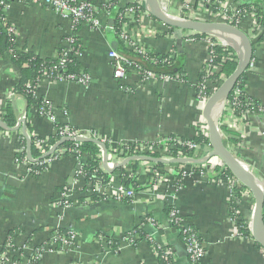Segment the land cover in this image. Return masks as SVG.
Listing matches in <instances>:
<instances>
[{"label":"crops","instance_id":"crops-1","mask_svg":"<svg viewBox=\"0 0 264 264\" xmlns=\"http://www.w3.org/2000/svg\"><path fill=\"white\" fill-rule=\"evenodd\" d=\"M5 15L15 28L18 49L30 50L41 58H51L58 49L68 46L66 39L71 35L70 20L46 8L11 1ZM246 25L243 27L246 28ZM76 35L81 46L77 57L78 69L88 74V84L50 82L41 78L36 85V94L57 108L58 124H67L84 136L93 132L97 138L109 141V163L124 157L118 151L120 145L134 142L156 145L159 140L171 136L190 140L195 137L198 125L206 130L201 118L202 103L197 100L195 91L200 68L207 57L206 44L197 42L193 43V47H181L180 52L185 58L184 82L151 81L137 87L129 77L125 83L130 88L128 91L114 79L107 57L109 50L119 46L114 35L102 34L87 27H79ZM157 35L146 40V49L166 53L175 46H171L165 36ZM253 57L256 64L248 72L245 95L264 107V43L254 44ZM20 78L14 61L8 54L2 53L0 120L8 104L13 108L15 125L19 119L25 118L31 129V132L27 129L26 132L34 139L35 149L40 154L38 158L31 156L39 159L56 142L47 147L36 143L37 140L49 141L55 134V128L46 117L38 114L36 108L28 107L25 98L15 91ZM235 130L242 142L234 148V155L264 183V113L250 114ZM21 137L20 130L10 132L0 129V248L12 256L13 264H27L30 249L46 243L56 229L76 232L80 238L77 249L46 252L38 264H159L156 254L143 240L136 246L122 241L117 252L107 250L97 241L98 236L120 239L148 215L164 232L161 238L173 250V264H191L182 241L174 229L167 227L164 204H172L166 199L172 194L176 198L173 205L184 223L192 226L201 240L204 256L200 264H264V251L252 238L238 235L236 224L229 215V187L214 183L211 175H196L175 192L172 170L167 168L157 188H143L135 193L131 202L122 203L113 198V189L120 183V177L112 172L109 173V184L101 188L103 194L93 199L92 195L81 191L86 187L83 180L68 183L77 168L73 154L54 158V152L31 163L26 158V142L25 150L22 149ZM45 147L46 150H43ZM208 151L209 147H202L200 157ZM22 152L24 160H19ZM120 154L123 156L119 157ZM47 160L50 161L41 171L32 172V165ZM100 161L102 166V158ZM148 163L139 161L137 183L142 187L147 186L150 178ZM190 166L198 165L181 164V168ZM124 169L129 174L130 165ZM64 187H69L72 192V204L68 208L57 205ZM251 208L250 200H243L240 214L248 218ZM143 225L148 233L153 231L150 224ZM156 238L160 237L157 235Z\"/></svg>","mask_w":264,"mask_h":264},{"label":"built area","instance_id":"built-area-1","mask_svg":"<svg viewBox=\"0 0 264 264\" xmlns=\"http://www.w3.org/2000/svg\"><path fill=\"white\" fill-rule=\"evenodd\" d=\"M11 1H19V2H27L33 5H38L43 8H46L49 11L54 12L58 16L63 19L70 20L71 22V35L67 37L66 41L68 46L65 48H61V54L54 56L57 58L55 65L53 66L54 71L63 70L66 64L69 62L68 60V53L73 49L71 48L72 44L76 42L77 35L76 32L79 27H87L92 31L100 32L102 34L108 33H115L117 35L119 43L124 46L128 51L130 50L133 53L137 54H145V52L151 51L155 53L154 57L151 59L153 64L160 62L161 59L163 60H170L175 57L173 52V47L166 53H158L154 52L151 49H146L144 43L149 37H154L155 35L161 34L156 29V22L152 19L145 8V0H0V7L2 8V17L0 18V22L2 27L5 29V32L9 36H13L14 46H16V31L13 25L8 21V18L5 15V11ZM161 6L165 9L166 13L173 17H178L182 19H189V20H196V21H215V22H223L230 24L234 27L242 28L248 37L251 39L252 43H257V38L260 35V31L257 28L256 22L251 15H244L243 17L240 15V11L237 9V5L235 0H159ZM152 21L154 22L152 24ZM246 25V28L243 26ZM170 29V28H168ZM167 35L168 30L167 28L163 32ZM175 35H180V39L184 44L188 43H197L201 42L206 44L207 46V57L204 61L203 65L200 68V75L202 76L201 79L195 85L196 91V98L201 103L205 102V100L209 97L208 94V86L211 80L208 78L214 73V71H218L216 67L213 66L212 61L214 59V47L215 45H222L217 39L206 36V37H198L197 33L190 32L184 33V31L177 30L176 32L172 33ZM201 35V34H199ZM80 50L76 51L74 54L78 57ZM108 60L110 61V66L112 70V74L114 79H116L120 84L124 85L123 87L129 91L130 88L125 86L127 79L131 77V80L137 87H143L146 84L150 83L151 81H170V82H177L181 83L184 82V75L179 74L176 76H163V75H155L150 70H143V68L136 63L133 59H130L127 55L120 53L117 50H109L107 54ZM53 58V57H51ZM256 64V60L253 57L250 65L248 67L247 72H251ZM56 77H52V72H47L46 69L43 71V75L41 78H46L50 82H57V81H73L79 83L81 85H87L90 78L86 72H82L75 77L74 75H67L66 77L59 72ZM40 78V79H41ZM53 78V80H51ZM39 79V80H40ZM38 80V81H39ZM37 81V83H38ZM36 83V85H37ZM36 85L33 87L31 83L28 84L29 90H32V94L35 97H39L36 94ZM33 88V89H32ZM240 96L241 91L239 88H234L230 96L228 97L227 101L225 102L224 109L222 114L219 116L218 125L226 126L232 130H235L236 127L241 125L244 119L250 114L253 113H264V107L261 105H253V103L248 99L245 98V102L247 105H251L252 107L247 110L239 109L240 106ZM44 105L40 107H36V110L39 115L46 117L55 128V134L58 135L57 141L64 137H92V133L88 136H84L80 131L77 129L70 127L67 124H58L56 121V113L57 108L44 99ZM61 111V110H60ZM63 114L65 111H61ZM206 129V125L204 127ZM95 134V133H93ZM96 135V134H95ZM223 135V134H222ZM104 143V140L99 138H95ZM56 141V142H57ZM40 144L43 141H39ZM73 147L69 150V154H73L77 160V166L74 173L75 181H79L82 179V170L79 166V162H81L82 158L85 156H80L77 151V146L79 143L73 142ZM110 144V142H109ZM134 146L133 148V155H147L157 153L159 156L157 158L162 159H173L170 155V150L175 147L177 144L185 145L189 149L192 150L193 155L192 158L199 157V151L201 147L197 144L192 143L190 140H180L177 138L167 137L161 139L157 142V144H146L142 142H134L129 143ZM125 145V144H124ZM50 147V146H48ZM235 147L233 145L230 146L229 150H232ZM55 153H58L57 156L54 158H58L62 156L63 150H56ZM206 154V153H205ZM100 153V158H101ZM124 156L120 158L118 161H121L124 158L130 157ZM181 153H178L176 158H183ZM24 160V158H23ZM52 160V158L50 159ZM50 160H47L48 163ZM147 163V162H146ZM110 167H111V163ZM148 165V164H147ZM224 165L221 161L216 158H210L203 166V170H195L191 166L190 167H182L180 174L182 177L183 185L185 181L191 180L194 176H207L211 175L212 180L214 183L218 185H227L229 187V194H230V201H233V189H236L240 192L241 201L239 204L237 203V207L239 209L235 211V214H240V205L243 200H250L252 208L250 216L241 217L243 219V223L239 222L237 217H232L233 222L236 224V230L238 235L243 238H252L250 232V218L252 215L253 209V199L251 194L247 189H245L233 176H227L222 172L224 169ZM151 168V167H150ZM150 178L148 184L151 187L148 189L157 188L158 184L160 183V177L163 175V171L160 168L154 167L150 170ZM159 179V180H158ZM75 182L73 181V184ZM109 184V183H108ZM263 187H264V183ZM87 193L92 196H99L102 195V185H92L87 184ZM175 187V186H174ZM180 187H175L174 191L177 192ZM113 198L117 202H121L123 199H133L135 192L133 190H126L123 184L119 183L114 189ZM168 192V191H167ZM166 192V194H167ZM165 194V195H166ZM172 206V210L169 214L168 219V228H171L173 225H178L183 228V235L186 236L182 243L185 248L186 255L188 260L191 264H200L201 260L204 256V248L201 242L196 239L195 233L190 230V226L184 223L178 209L173 205L174 200L176 199L175 196L172 194L171 196L166 197ZM230 202V203H231ZM72 204V192L71 189L68 187H64L59 194V198L57 201V205L62 208H68ZM150 224L153 227V231L148 233V236L154 238L151 244V248L153 252L156 254L157 250H160L163 256L171 257L170 263L173 264V252L170 245L164 239L156 238L157 237V230L159 226L157 225L156 221L148 217L146 218L145 222L140 223V225L136 226L138 229L144 230L143 224ZM128 233V235H125ZM119 237L120 239H116L118 241V247L114 251L111 250V242L110 238H106L105 236H98V243L104 245L107 250L117 252L120 248V243L127 242L131 246H136L141 239H139L136 231H128ZM79 235L74 231H65L61 232L59 229L54 230L49 239L43 245H40L36 248L30 249L31 253L27 257V264H38L44 253H52L58 251H73L77 249V245L79 244ZM145 241V240H143ZM137 242V243H135ZM146 242V241H145ZM147 243V242H146ZM8 248L10 245H6ZM0 264H13L12 256L8 254V252H3V248H0Z\"/></svg>","mask_w":264,"mask_h":264},{"label":"trees","instance_id":"trees-1","mask_svg":"<svg viewBox=\"0 0 264 264\" xmlns=\"http://www.w3.org/2000/svg\"><path fill=\"white\" fill-rule=\"evenodd\" d=\"M235 3L237 5L238 11H240V15L243 17L244 15H251L257 25V28L260 31V35L257 38V42H262L264 43V0H235ZM2 17V8L0 7V18ZM168 28V27H167ZM171 29V28H170ZM114 35V37L118 40L117 35L115 33H111V35ZM164 33L158 34V37L164 36ZM198 37H206V35H197ZM73 49V52L68 53V60L69 62L66 64L65 68L63 70L59 71H54L53 66L55 65L57 58H41L37 54H35L32 51L24 50V49H17L14 46V40L13 36L7 35L5 32V29L2 27V24L0 22V55L2 53H6L10 56V58L14 61L16 66L19 69V73L21 75L20 81L15 87V91L23 96L27 102L28 107H40L44 105V98L41 97H35L32 94V90H29L27 87L29 83L33 85V87L36 85L37 81L42 77L44 69L47 70V72H52V77H56L59 72L63 76L67 75H74L77 77L81 71L78 69V58L75 56V52L78 50H81V46L79 45L78 41L74 42L71 46ZM120 53H123L130 57V59H133L136 63H138L143 70H150L153 72L155 75H163V76H176L179 74L184 75L185 79V72H184V54L180 52L176 45L173 47V52L175 54V57H173L170 60H163L161 59L160 62H157L156 64H153L151 59L156 55L155 53L148 51L145 52V54H137L133 53L130 50L128 51L124 46L119 43V46L116 49ZM62 49H58L57 54H61ZM214 59L212 61V64L214 67L218 69V71H214V73L208 78L210 81L209 86H208V94H210L215 88H217L220 83L228 77L235 69L236 63H237V58L235 53L228 47L224 45H215L214 47ZM248 75V72L246 73V76ZM202 76H199V79H201ZM53 80V78H51ZM31 81V82H30ZM245 82L246 80L240 78V80L237 82L235 88H239L241 91V96L239 99V109L241 110H247L250 109L252 106L247 105L245 102V98H248L245 95ZM33 89V88H32ZM253 105H259L256 101L249 99ZM3 122L8 126V127H14L16 121L14 119V111L13 108L10 104L6 106V113L2 117ZM26 124V129L31 132V129L29 127L28 122ZM205 124V123H203ZM71 127V126H70ZM220 130L223 134V144L229 149L231 145H233L235 148L239 147L242 138L237 132V130H232L230 128H227L226 126H220ZM30 139V150L31 154L33 157L38 158L40 156L38 150L35 149V143L34 139L29 135ZM92 137L97 138V135L93 134L91 135ZM172 138H175L174 136H171ZM58 139V135L54 134L53 138L49 139V141H43L42 145L43 146H49L53 145ZM42 141V140H40ZM190 141L194 144L199 145L201 148L202 147H209V142H208V137H207V132L206 130H203L200 128L198 125L196 128V135ZM39 140H37L36 143H38ZM104 144L107 148L108 154L111 155V145L109 144V141L104 140ZM21 145L22 149L25 150V139L21 137ZM73 142H65L63 143L58 150H63L64 155L69 154V150L73 147ZM133 148L134 146L132 144H125V145H120L119 150L121 151L124 156H130L133 154ZM46 150V147L43 149ZM235 149L232 150L234 152ZM77 151L80 154V156H85V158L81 159V162H79V166L82 170V179L87 186V184H92V185H102L106 186L110 182V177L111 175L106 172L101 164H100V153L101 149L94 143L92 142H83L79 143L77 146ZM170 155L174 158L177 157L178 153H181L185 157H192L193 152L191 149H189L185 145L177 144L173 149L170 151ZM120 154L119 157H122L123 155ZM203 154V152L199 153V157ZM58 153H55L53 157L57 156ZM147 156L151 157H158L159 155L157 153L153 154H148ZM19 160H22L24 158V152L18 156ZM46 163L39 162L38 164L32 165L31 170L32 172H39L41 169L45 167ZM130 165V172L129 174L126 172L124 167L116 168L114 173H118L120 177V183L123 184L124 188L126 190H133L135 193L142 190L143 188H148L151 187L149 184H147L146 187H142L137 183L138 179V165L139 161H134L129 164ZM148 165L151 168L157 167L162 169L163 172L166 173V169L170 168L172 170L171 176L173 177V185L175 187H180L183 186V181L182 177L180 174L181 171V164H162V163H148ZM203 165H198V166H192L193 169L195 170H203ZM150 168V170H151ZM222 172L227 175V176H232L230 171L224 167L222 169ZM161 179V177L159 178ZM158 179V180H159ZM169 184V183H168ZM167 184V185H168ZM87 187H83L81 189L82 192H86ZM97 197L93 196V199H96ZM241 201L240 197V192L236 189H233V201L230 204V210H229V215L231 217H237L239 219L240 223H243V219L240 214H235V211L239 209L237 207V203ZM122 203H128L131 202V199H123L121 201ZM172 210V206L170 204H164V213L166 215V218H170L169 214ZM263 213H264V205H263ZM151 217L150 215L145 216L142 220L145 222L146 218ZM171 229H174L177 237L179 238L180 241L184 240L186 236L183 235L182 231L183 228L178 226V225H171ZM61 232H64L62 229H59ZM161 229L157 230V235L161 238L164 235V232L160 231ZM190 230L193 231L192 233H195L196 235V230L190 226ZM131 231H136V234L138 235L139 239L145 240L149 246H151L152 241L154 238L148 236V232L145 230L138 229V227H134L131 229ZM125 235H128L126 233ZM196 239L201 242L200 238L196 235ZM111 242V250H115L118 247V241L114 238L109 239ZM137 243V242H135ZM173 252V250H172ZM156 256L158 258L159 264H171L170 260L171 257L169 256H163L162 252L160 250L156 251Z\"/></svg>","mask_w":264,"mask_h":264},{"label":"water","instance_id":"water-1","mask_svg":"<svg viewBox=\"0 0 264 264\" xmlns=\"http://www.w3.org/2000/svg\"><path fill=\"white\" fill-rule=\"evenodd\" d=\"M145 8L150 17L164 26L180 31H190L201 35L211 36L217 39L222 45L230 48L236 55L237 63L234 71L215 88L205 100L201 118L206 125V132L209 142V151L202 157L192 158H173L162 159L147 155H133L113 163L110 167L108 162V152L105 144L95 138L90 137H64L57 141L45 154L39 159H33L30 153V139L26 132L25 118L18 120L17 124L10 128L0 120V129L4 131H21L26 142V158L34 163L52 155L65 142H92L101 149L102 167L108 173H112L116 168L125 167L134 162H149L162 164H191L203 165L210 158L216 157L230 171L232 176L249 191L253 199V209L250 222V232L253 241L264 251V187L256 176L247 168L245 164L223 144V135L218 125L219 116L222 114L225 102L235 88L240 78L246 80V73L253 58L254 44L242 28L234 27L230 24L215 21H196L182 19L170 16L161 6L159 0H145ZM111 33V31H108ZM176 47L182 51L180 41H177ZM116 50V47L112 48ZM78 168V166H77ZM76 168V169H77ZM74 178L72 174L69 184Z\"/></svg>","mask_w":264,"mask_h":264},{"label":"rangeland","instance_id":"rangeland-1","mask_svg":"<svg viewBox=\"0 0 264 264\" xmlns=\"http://www.w3.org/2000/svg\"><path fill=\"white\" fill-rule=\"evenodd\" d=\"M154 22L152 21V24H153ZM167 27L166 26H164L163 24H161V23H159V22H156V29H157V31L158 32H160V33H163L164 32V30L166 29ZM167 30H168V33H167V35H164L165 37H166V39L170 42V44H171V46L173 45V44H177V41L179 40L180 41V46L181 47H183V46H186V45H188L187 47H193V43H188V44H184L183 42H182V40L180 39V35H173L172 33H174V32H176L177 30L176 29H168L167 28ZM184 33L186 34V33H190V31H184ZM203 102H202V106H203ZM252 203V202H251Z\"/></svg>","mask_w":264,"mask_h":264}]
</instances>
